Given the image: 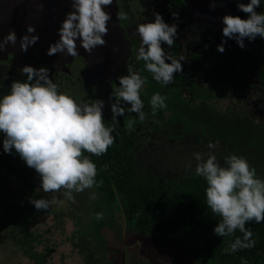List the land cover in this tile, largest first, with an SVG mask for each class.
Instances as JSON below:
<instances>
[{
    "label": "clouds",
    "instance_id": "clouds-1",
    "mask_svg": "<svg viewBox=\"0 0 264 264\" xmlns=\"http://www.w3.org/2000/svg\"><path fill=\"white\" fill-rule=\"evenodd\" d=\"M112 3L113 0H71L72 11L62 21L59 39L49 46L47 55L66 53L76 57L78 39L88 53L97 46H104L107 23L111 19L104 7ZM260 4L261 0L238 2V8L249 15L246 19L224 15L223 37L235 39L242 49L245 38L249 41L258 36L264 38V13L256 11ZM40 7L42 10V5ZM117 19L125 21L128 16L118 11ZM34 32L35 27L27 25V33L20 38L21 51H27L38 41V35H28ZM136 32L140 38L136 60L144 62L145 70L157 83L169 85L177 73L183 72L181 61L186 60L184 56L174 57L162 47V44L170 48L174 45L177 25L166 23L160 13H155L154 20L138 23ZM227 39H222L217 46L219 52L225 51ZM16 41L15 31L10 30L0 41V50ZM134 67L129 65L127 74L118 77L119 87L111 94L116 101L110 104L111 119L116 123H119L117 117L125 112L121 101L130 105L129 110L140 120L145 118L140 92L147 80ZM20 71L26 74V80H13L10 90L0 95L3 151L11 154L14 149L26 165L38 173L44 193H60L74 201V194L98 187L97 166L85 153L97 157L104 155L115 142V125L105 124L103 100L77 102L60 91L46 67L25 65ZM165 100L159 92L151 96L149 103L153 114L167 108ZM208 148L214 149L215 145L209 143ZM194 158L195 175L206 182V206L219 217L214 234L231 237L237 230L242 233V237L237 236L224 249L225 254L253 248V233L246 224L264 222V178L257 175L245 157L237 154L224 157L223 163L213 152H196ZM90 196L94 199L95 193L91 192ZM29 202L37 210L47 211L54 200L30 197ZM102 218L103 214L98 213L97 219Z\"/></svg>",
    "mask_w": 264,
    "mask_h": 264
},
{
    "label": "rangeland",
    "instance_id": "rangeland-1",
    "mask_svg": "<svg viewBox=\"0 0 264 264\" xmlns=\"http://www.w3.org/2000/svg\"><path fill=\"white\" fill-rule=\"evenodd\" d=\"M197 1L200 4L201 0ZM238 2L248 3L249 0H213L214 10L217 8L221 10L212 14L211 20L210 18L196 20V22L200 21L202 26L207 25L206 29L210 30L212 37L210 40H203L200 37L206 34L204 32L198 34L197 40L191 41L193 51H195L191 57L182 54V51L191 44L187 34L181 37L180 54L186 60L182 61L183 72L177 73L172 83L167 86L157 83L149 72L142 69V77L148 81L140 92L142 100L146 98L150 101L151 96L159 92L166 97L165 103L168 106L171 92H177L184 83L187 86L181 87L180 91L184 99L199 104V101L192 97L189 87L195 97L201 98L203 102L205 96L213 94V104L210 108L213 109L215 106V112L220 111L224 102L228 104V109H230L229 105L234 103V109L240 112V117L259 122L262 110L261 107L257 109L259 100L256 88L247 90L250 96L247 94L231 97L216 105V102L224 95L242 93L246 89L245 86L250 85L249 82L252 81V78L249 79V74L255 78L259 69L264 65V38L258 36L254 41L245 38V48L242 49L235 39L223 37L222 18L224 15L240 16L243 19L249 15L238 8ZM256 11L264 13V0H261ZM222 39H227L223 53L217 50ZM202 45L206 46L205 54H198ZM165 50L172 55L169 46L166 45ZM107 52L109 51H105ZM225 56L234 57L233 60L237 58V62L241 61L245 64L242 68L236 66L237 68L229 69L225 66L227 62ZM189 59H197L201 65L190 68L192 62L187 63ZM110 61H107V64ZM166 62L170 63V61ZM233 64L236 65L232 61L231 65ZM37 67L45 66L38 65ZM63 74L68 73L64 71ZM181 74H185L187 80H179ZM54 77L55 80H59L56 73ZM64 92L78 102L88 101L90 98L86 84L78 78L76 84H70L66 89L64 88ZM149 101L146 103L150 110L145 109L146 116L143 120H140L138 115L130 110L129 116H118L117 120L119 123L125 122L129 129L137 134L134 146L137 161L148 167L153 174L175 176L180 171H187L188 168L195 166L194 153L213 152L221 163L224 157L230 154L245 157L248 163L255 168L257 175L264 178V124L259 123L256 128L253 126L256 130H252V136L249 135L246 139L238 136L237 142L241 149L236 150L233 143L228 144L220 139H210L206 143V139L200 135L204 132L199 129L193 128L191 131L186 129V133L180 135L178 132L180 126H190L183 112L180 116H175L184 108V104H177L172 99L171 102H175L172 108L158 109L153 114ZM103 113L104 117H112L111 107L104 106ZM222 118L232 119L233 116H222ZM222 118L215 116L217 120ZM164 125L167 128L163 133L161 130ZM245 128L249 129L246 124ZM2 141L3 133H0V147L3 150ZM209 143L214 144L215 148L209 149ZM5 154L14 161H19L21 158L14 149L11 154ZM4 175L5 172L0 170V264H215L209 257L202 254L193 238L189 240L180 237L172 239L167 235L143 237L132 228L133 225L130 222L127 220L125 223L122 222L116 212H114L115 218L111 217L105 206L95 208L94 212L97 203L92 202L88 205L91 200H95L90 196L91 192L95 193L93 189L74 194V201H69L60 193H44L38 173L33 179L36 189H39L42 194H47L49 196L47 199L54 200V202L50 205L49 212L43 211L37 214L34 205L24 197L25 194L19 183L16 180L11 181ZM98 213L103 214L102 219H97ZM97 223L100 225L98 228ZM23 226L41 235L40 241L33 243L32 246L33 251L40 252V257L37 259H35L36 256L35 258L25 256L23 248L16 243V239L22 236L19 230ZM47 247L51 249L47 251Z\"/></svg>",
    "mask_w": 264,
    "mask_h": 264
},
{
    "label": "trees",
    "instance_id": "trees-1",
    "mask_svg": "<svg viewBox=\"0 0 264 264\" xmlns=\"http://www.w3.org/2000/svg\"><path fill=\"white\" fill-rule=\"evenodd\" d=\"M257 77L261 83H264V65L257 72ZM26 78L22 76L19 80ZM10 86L4 93L10 90ZM170 96L177 104L185 103L184 108L175 116H180L183 112L190 126H180L178 131L180 135L186 133V129L187 131L193 128L199 129L204 132L200 134L204 139L219 138L228 144L233 143L236 150L241 149L237 142L238 136L244 139L249 135L252 136L251 130L245 128L247 123L237 128H230L227 124L222 126L226 122L215 119V114L212 117L210 111L207 113L204 104L191 105L179 97V92H171ZM171 100L167 108L174 106L175 102ZM218 116L222 115L218 114ZM104 118L106 126L115 125L114 144L99 157L85 153L90 156L98 170L96 177L98 187L93 188L96 197L88 204L97 203L94 212L95 208L105 206L111 217L115 218L114 212H116L122 222L125 223V220L130 222L133 225V227L130 225V228H134L143 237L167 235L172 239L193 238L202 254L215 264H264V222L246 224V228L251 229L253 233L252 239L255 241L253 248L225 254L224 249L237 236L242 237V233L237 230L231 237H219L214 234L213 230L219 217L206 206V182L195 175V166L188 168L187 171H180L172 177L153 174L148 167L137 161L134 150L137 135L126 127L124 122L121 124L113 121L111 117ZM166 128L167 126L164 125L161 131L164 133ZM0 170L5 172L4 176L8 179L19 183L27 198L44 197L33 183L36 171L28 167L21 158L19 161L9 159L1 147ZM36 211L40 213L45 210L36 209ZM96 226L98 228L100 225L97 223ZM20 232L22 236L16 239V243L23 248V253L32 258L36 256L35 259L40 257V252L31 251V241H39L40 236L26 226H23ZM183 245L180 246L184 247ZM50 249L46 248L47 251Z\"/></svg>",
    "mask_w": 264,
    "mask_h": 264
},
{
    "label": "flooded vegetation",
    "instance_id": "flooded-vegetation-1",
    "mask_svg": "<svg viewBox=\"0 0 264 264\" xmlns=\"http://www.w3.org/2000/svg\"><path fill=\"white\" fill-rule=\"evenodd\" d=\"M212 3L213 0H201L200 4H198L197 0H114L109 12L111 19L107 23L108 34L104 36L106 41L104 45L105 50L106 45L112 44L111 48L113 53H108L101 58L103 64L99 63L96 65L95 63V59L103 46H97L91 53H88L79 44L77 46L79 54L76 57L68 56L66 53H57V57L52 55L51 59L47 61H36L38 58L34 55L29 59L25 58L26 61H19L17 58H6V55L0 54V95L4 94L13 80H19L22 76L26 77V74H22L20 71L23 66L31 65L38 68V65H44L49 70V74L53 81L59 85L60 91L64 92V88L66 89L70 84H76L77 78L80 80L82 79L88 88L91 99L89 98L88 101H80L79 103H90L94 102L96 99H101L104 101V106L110 107L111 102H116L111 94L119 87L118 77L125 75V72L127 73V67L129 65H134V70L140 74L143 73L142 69H145L144 62L137 61L135 58L140 46V38L136 32V25L141 22L154 20L155 13H160L166 23L170 25L176 24L177 37L174 45L171 48L169 47V49L172 51L171 53L174 57L179 58L181 56V37L185 36V34H187L190 44L191 41L195 42L198 38V34H203V32L206 35L204 37L201 36V39H211L210 37H212V35L209 33L210 30L206 29L207 25L202 26V23H200V21L196 22V20L200 18H210L211 20L212 14L221 10L220 8L214 10ZM118 11L126 13L128 19L125 21H118ZM162 47L165 48L166 44H162ZM205 47L206 46L202 45L198 54H205ZM177 51L179 53H177ZM194 52L193 44H191L182 51V54L191 57ZM58 59L59 61H57ZM109 60L111 61L107 64ZM19 62L22 63L21 66L18 65ZM188 62H192L189 66L190 68L201 65L197 59H189L187 63ZM93 65L98 68L95 70L96 72L94 75L97 79L90 84L87 77L90 78L89 70L92 69L91 67ZM104 67L106 69L101 75L97 76L99 69H103ZM64 71L68 74L64 75ZM55 73L56 77H59V80H55ZM196 73H198V71H196ZM179 80L185 81L187 80V76L181 74ZM147 83L148 82L145 84ZM90 86L94 87L92 92L90 91ZM121 104L125 108L123 116H129V105H124L123 101H121ZM143 111H145V108Z\"/></svg>",
    "mask_w": 264,
    "mask_h": 264
},
{
    "label": "water",
    "instance_id": "water-1",
    "mask_svg": "<svg viewBox=\"0 0 264 264\" xmlns=\"http://www.w3.org/2000/svg\"><path fill=\"white\" fill-rule=\"evenodd\" d=\"M110 7L111 5L105 6L104 10L109 13ZM70 11H72L71 0H0V41L10 30H14L17 37L16 43L5 45L4 49L0 50V54L6 55V58H17L19 61H26L25 58L29 59L32 55L38 58L36 61L50 60L51 56L47 55V50L51 44L59 39L58 29ZM29 24L35 27V32L28 33V35H38L39 39L34 45H30L27 51H21L20 38L27 33V25ZM76 43L77 46L80 44L79 39ZM111 45H106V50L104 46L100 49L99 58L97 56L95 59L96 65L103 64L101 60L103 56L113 53ZM105 51L109 52L105 53ZM18 65L21 66L22 63L19 62ZM91 68L89 70L90 78L87 77L90 84L97 79L94 75L95 70L98 69L95 65ZM105 69V67L99 69L97 76L101 75ZM93 88L90 86L91 92Z\"/></svg>",
    "mask_w": 264,
    "mask_h": 264
},
{
    "label": "crops",
    "instance_id": "crops-1",
    "mask_svg": "<svg viewBox=\"0 0 264 264\" xmlns=\"http://www.w3.org/2000/svg\"><path fill=\"white\" fill-rule=\"evenodd\" d=\"M221 41V40H220ZM245 48V47H244ZM225 58L227 59L226 61V64H225V66L227 67V68H229V69H231V68H237L236 66H238L239 68H242L243 67V65L245 64L244 62H241V61H239V62H237L236 61V59L237 58H235V60H233L234 59V57L232 58V57H230V56H225ZM232 61H233V63H235L236 65H231V63H232ZM255 75V74H254ZM252 78V81L251 82H249L250 83V85H248V86H245V88L246 89H244V91L242 92V93H240V92H238V93H230V95H224L223 96V98H220L217 102H216V105L221 101V103H223V101L224 100H228V99H230L231 97H236V96H240V95H244V96H246L247 94L249 95V93H248V91L249 90H251V89H253V88H256L257 89V91H258V93H257V96H258V100H259V104H258V108L257 109H259L260 107H261V110H262V116L260 117V120H259V122H255L256 120H254V119H252V120H250L249 118H245V117H240L241 115H240V112L238 111V110H236V109H234V103H232V105H229L230 106V109H228V104H226L225 102L223 103L224 105H222V108L220 107V111L219 112H215V110H214V107H213V109H211L210 108V105L211 104H213V94H211L210 96H205V98H204V102H203V100H201V98H197V97H195V95L193 94V92H192V90L190 89V87L188 88L191 92H192V97L193 98H195V99H197L198 101H199V104H204L205 106H206V109H207V113H208V111H210L211 112V116L213 117V115L215 114L216 116H218V114H221L222 116H233V118L232 119H229V118H222V116H220V118H222V120L224 121V122H226L225 124H223L222 126H225L226 124L230 127V128H237V127H239L241 124H243V123H247V126H248V128H249V130H254L255 128H256V126H257V124H259V123H262V124H264V83H261L260 81H259V79H258V77H257V75L255 76V78H253V75H250L249 74V79H251ZM148 82V81H147ZM184 86V88H185V86H187V85H185L184 83L182 84V86H180L179 88H178V91L177 92H179V97L181 98V99H183L184 101H186L187 103H189V104H191V105H194V106H197L198 104H197V102H193V101H191V100H189V99H184L181 95H180V91H181V87H183ZM260 86H262V87H260ZM248 90V91H247ZM247 91V92H246ZM246 92V93H245ZM250 96V95H249ZM217 97V96H216ZM263 98V99H262ZM187 100H189V101H187ZM149 100H147L146 98H144L143 99V102H144V108L146 109V110H150V107H148V104L146 103V102H148ZM184 105H185V103H183ZM251 105H249V107H250ZM229 113V114H228ZM146 116V115H145ZM125 123V122H124ZM126 124V123H125ZM255 128H254V127ZM126 127H128L127 125H126ZM256 130V129H255ZM260 133H262V132H260ZM213 138V137H212ZM213 139H219V138H213ZM210 139H207L206 140V143H208V141H209ZM221 140V139H220ZM222 141V140H221ZM223 142V141H222ZM226 143V142H225ZM240 151H243V150H240ZM264 161V160H263ZM264 163V162H263ZM36 176V175H35ZM33 179H34V177H33ZM34 181V180H33ZM34 184H35V182H33ZM36 186V185H35ZM23 193H24V191H22ZM41 193V192H40ZM25 194V198H27V196H26V193H24ZM42 194V193H41ZM44 195V197L46 198V196H47V198H49V196L47 195V194H43ZM27 199H29V198H27ZM92 201V200H91ZM43 212V211H42ZM48 212V211H47ZM38 214V213H37ZM23 228V227H22ZM30 231H32L33 233H35V234H38L40 237H41V235L38 233V232H34L32 229H29ZM20 231V230H19ZM40 241V240H39ZM35 242H37V241H31V243H32V246H33V243H35ZM19 246V245H18ZM19 247H21V246H19ZM22 251H23V249H22ZM31 251H32V247H31ZM24 254V253H23ZM25 255V254H24ZM26 256V255H25ZM28 257V256H27Z\"/></svg>",
    "mask_w": 264,
    "mask_h": 264
}]
</instances>
